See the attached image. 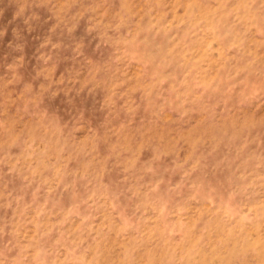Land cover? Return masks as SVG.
Wrapping results in <instances>:
<instances>
[{
    "label": "rangeland",
    "instance_id": "1",
    "mask_svg": "<svg viewBox=\"0 0 264 264\" xmlns=\"http://www.w3.org/2000/svg\"><path fill=\"white\" fill-rule=\"evenodd\" d=\"M0 264H264V0H0Z\"/></svg>",
    "mask_w": 264,
    "mask_h": 264
}]
</instances>
